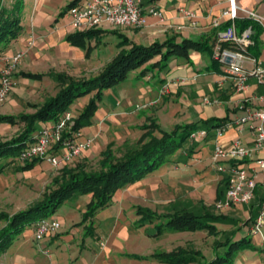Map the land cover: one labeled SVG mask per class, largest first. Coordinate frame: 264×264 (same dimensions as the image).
I'll return each mask as SVG.
<instances>
[{
	"label": "crops",
	"instance_id": "0c3cea01",
	"mask_svg": "<svg viewBox=\"0 0 264 264\" xmlns=\"http://www.w3.org/2000/svg\"><path fill=\"white\" fill-rule=\"evenodd\" d=\"M86 1L23 0L22 32L3 52L0 59L3 56H12L18 51H25V56L12 76L14 86L11 95L5 102L0 103V115L28 113L27 104L34 100L40 85L51 84L56 74H67L74 78L96 76L121 50L120 39L110 31H117L132 43L141 46H149L156 41L164 42L167 39H174L177 44H182L184 41L200 44L201 49L189 50L188 57L171 58L168 67L160 74H157V70L141 74L144 68L142 67L129 73L128 78L122 83L105 90L99 103L97 122L86 127V130H83L85 134L81 131L80 139L93 138L94 144L99 139V135L106 134L103 132L108 131L114 119L119 116L128 117V112H134L137 105L150 102H153L150 109H155L154 116L162 128L170 130L175 125H181L177 115L183 108L187 115L184 119L186 123L183 125L195 124L197 130L206 131V136L195 142H186L180 154L169 158V167L166 171L159 170L158 173L153 172L145 177L144 181L148 183L144 185L149 188L147 193L154 192L153 194L157 195L168 191L170 195L176 192L184 195L180 200H176V196L164 200V203L172 204L169 214L197 207L196 214H202L205 208L213 215H221L222 219L213 223L217 229V240L224 242L231 239L232 243L239 241L245 243L233 251L231 264H264V252L260 248V240L250 232L259 212L260 202L264 201V176L258 175L255 196L249 204L236 205L222 213L217 212L214 207L215 202L224 198L227 188V173L218 172L212 162V154L217 142L215 126L229 123L223 137L218 140L223 149H229L236 140L250 147L251 133L246 126L237 125L235 120L243 114L242 107L264 109L263 84L251 77L246 82L247 90L243 94L235 93L222 71H216L218 63L211 57L210 48H213L217 31L225 30L229 26V20L222 17L223 10L228 7L227 0H144L142 11L145 24L141 28L116 30L104 24L97 28L76 30L70 25L67 16L69 9L65 7L72 2H75V5H82ZM235 1L239 7L264 16V0ZM150 7L163 13L162 21L149 15ZM180 10L191 12L194 17L188 19ZM216 19H219L218 28L213 26ZM241 20L246 19L240 17L236 20L237 23L235 21L236 31L239 34L245 30L240 28ZM89 30L95 32L85 40L84 47L74 45L67 40L69 35ZM252 39L253 45L249 48V54L264 66V34L260 27L253 28ZM1 67L0 63V69ZM35 75L41 76L35 77ZM180 79H184L185 82L179 83ZM165 86L168 90L161 95L160 91ZM40 92L42 93V90ZM41 93L38 96H41ZM260 97L263 99L260 100ZM204 98L216 100L218 104H205ZM76 103L72 106L73 109L82 107L86 102L80 106ZM195 109L199 111L198 114L193 113ZM5 127L10 125L0 124V129ZM100 144L98 152L91 147L84 155L89 158L95 157L107 143ZM263 154L262 151L257 155L263 156ZM191 157L202 158L203 167L194 166L190 161ZM227 163L224 162L223 165ZM40 167H42L40 163L36 164L35 170L39 171ZM142 187L144 186L140 185L135 190L144 193L145 188ZM88 202L87 196H79L62 207L68 208L74 203L79 209L68 208L70 212H66V216L78 219L85 211ZM62 207L59 213L63 211ZM214 211L218 214H214ZM76 212L80 216H77ZM179 234H208V232ZM99 238L97 234L95 238L93 237L95 240ZM225 251L226 248H221L218 252ZM211 253L213 258V248Z\"/></svg>",
	"mask_w": 264,
	"mask_h": 264
},
{
	"label": "trees",
	"instance_id": "16d2710c",
	"mask_svg": "<svg viewBox=\"0 0 264 264\" xmlns=\"http://www.w3.org/2000/svg\"><path fill=\"white\" fill-rule=\"evenodd\" d=\"M74 5L75 2H72L66 8L69 9ZM22 10L23 0H14L9 8L0 5V57L22 32ZM240 24L242 29L259 28L249 20H241ZM94 32L93 30L78 32L69 35L67 40L74 45L84 47L85 40ZM110 33L120 39L121 50L96 76L77 79L67 74H56L54 79L58 85L57 92L47 97L39 106L28 103L27 106L34 107L33 113L0 115V124L10 126L22 124L21 130L16 136L0 141V175L5 174L9 164L15 166L14 171L21 172L32 169L36 162H42L43 160L33 159L21 163L19 156L26 146L35 141V135L40 130L60 120L65 113L69 112L72 115L71 130L64 134V138H69L80 133L82 128L92 125V118L98 112L103 92L125 81L129 73L144 67L141 74L155 70H157V74H160L168 67L171 58L188 57L189 50L201 49L200 44L191 41L177 44L174 39H167L164 42L156 41L149 46H141L132 43L117 31H110ZM210 50L212 55V48ZM40 76L35 75V77ZM86 96H89L88 102L77 108L76 115L73 114L72 106L78 99ZM143 115L141 113V116ZM221 125L222 123L215 127L218 128ZM134 128L141 132L135 146H128L126 143L125 149L119 155L114 149V142L110 141L95 156L99 157L95 166H90V160L95 157L89 158L84 155L75 159L57 170L58 173L46 186L39 202L13 215L0 212V221L5 222V225L0 228V261L26 227L34 229L38 220L50 217L66 202L79 196L89 198L82 214V223L88 222L89 225L86 226H89V232L94 233L93 231L96 229L93 225L94 215L112 203L118 190L125 189L157 171L186 142L196 141L190 140V135L197 131L195 124L175 125L171 130L166 131L157 118L146 116L145 122L142 125L134 126ZM3 161L10 162L2 164ZM138 208L137 213L142 215L139 220L140 225L145 221L152 223L160 217L165 219L163 222L155 224L157 231L154 236L156 237L162 236V233L167 230L179 232L207 230L208 236L215 237L213 258L207 259L202 252L185 247H177L169 252L155 251L149 255L124 254L125 257L139 261L153 260L163 264H195L200 261L202 264H231L233 251L245 245L243 241L232 243L231 239L224 242L218 241L216 238L218 236L217 229L209 223L220 221L221 215H213L205 208L202 214L182 210L163 215H158L149 208ZM88 235L96 237V234ZM221 248H226V251L219 253Z\"/></svg>",
	"mask_w": 264,
	"mask_h": 264
},
{
	"label": "rangeland",
	"instance_id": "374dc122",
	"mask_svg": "<svg viewBox=\"0 0 264 264\" xmlns=\"http://www.w3.org/2000/svg\"><path fill=\"white\" fill-rule=\"evenodd\" d=\"M12 2H14V0H0V5L9 8ZM79 30L84 29L80 28ZM216 69V71H222L223 66L218 64ZM51 82V84L44 83L40 85V90L35 93V98L30 104L39 106L48 96L54 95L57 92L58 85L56 81L51 80ZM49 85L51 86L49 87ZM41 90L42 93L40 92ZM40 93L42 95L38 96ZM88 100L89 96H86L78 99L76 104L80 106L82 103L88 102ZM145 105L148 106L138 108L137 106L144 105H137L134 108V112H128V117L119 116L114 119L108 131L105 132L103 130V133L106 134L99 135V139L92 144L91 147L98 152L101 145L100 143L105 145L113 141L115 144L114 149L120 155V152L125 149L124 145L126 143L128 146H135L141 132L134 128V126L142 125L145 122L146 116L155 117V109H150L153 102ZM26 109L29 113L35 111L32 106L26 107ZM141 110L142 112H139ZM77 111V108L74 109L73 114L76 115ZM178 112L177 118L180 119L179 122L183 125L186 123L184 121V119L187 118L186 111L184 112L182 108L181 111ZM97 113L92 118V123L97 122ZM140 113L144 115L141 116ZM193 113L198 114L199 111L195 109ZM142 117H144V119ZM21 128L22 124H18L0 129V141L11 139L16 136ZM172 128H170V130ZM163 129L166 131L169 130ZM83 130H86V127L82 128L80 133L81 131L84 133ZM182 151L183 147L178 149L170 157H173L175 154H180ZM98 158L97 156L91 159L90 166H95ZM198 159L200 161H197ZM190 161L194 163V166H198L197 168L203 167L201 165L203 164V160L200 157H191ZM7 162L3 161L2 164ZM39 163L42 166L39 171H36L34 166L32 169L16 172L14 171L15 166L12 164L7 166L4 176L0 177V212L13 215L40 201L46 186L50 184L51 179L58 171L45 161L36 162L37 165ZM168 167L169 161L154 172L158 173L159 170L166 171ZM144 179L146 180V178H143L138 181L139 183L136 182L138 183L137 185L134 183L126 189L118 190L112 203L99 210L94 215L93 225L96 228L93 231L94 233L89 232L90 228L86 226L87 224L89 225L88 222L86 224L82 223V216L79 218L77 217L78 219L75 217L67 218L66 212H70L72 209H79V207L75 206L73 203V207L71 205L68 207L70 210L67 207H62L64 208L63 211L59 213L58 210L48 217L49 219L55 218L59 221L60 228L57 232L47 235L40 241H36L34 229L32 230V228L26 227L20 236L14 240L11 249L2 256L0 264H163L153 260L139 261L123 255H149L155 251L169 252L177 247L198 250L202 252L207 259H211V250L214 243V238L212 236H208L207 234H179L190 233L191 231L179 232L167 230L162 233L163 235L161 237L157 238L154 236L157 231L155 230V224L163 222V220H165L163 217L156 219L152 223L145 221L144 224L140 225L139 220L142 218V215L137 213L138 207L149 208L158 215L168 214L172 204L169 202L164 203V200L173 198V196H176V200L183 199L184 197V195L179 192L170 195L168 191H164L162 194L157 195L153 194L154 192H149L148 194L149 188H146L147 185H144L147 184L148 181L146 182ZM140 185L144 186L142 187L145 188L143 191L144 193L135 190L138 189ZM75 199L66 203L70 204ZM197 205H199V203H197ZM196 208L197 207H192L186 209V211H192V213L196 214ZM214 214L218 213L214 211ZM76 215L80 216L78 212H76ZM209 224L214 226L212 222ZM4 225L5 222L0 221V228ZM88 234H97L100 238L99 240H95ZM195 264H202V261Z\"/></svg>",
	"mask_w": 264,
	"mask_h": 264
},
{
	"label": "built area",
	"instance_id": "2783aa9c",
	"mask_svg": "<svg viewBox=\"0 0 264 264\" xmlns=\"http://www.w3.org/2000/svg\"><path fill=\"white\" fill-rule=\"evenodd\" d=\"M144 0H87L82 5H74L69 8L67 16L70 25L79 30L97 28L104 24L113 29L133 28L144 26L145 17L142 11ZM228 7L223 10L222 17L229 20V26L225 30H218L212 48V59L223 66L222 74L229 80L237 94H243L248 86L249 78H256L264 85V66L261 62L249 54V48L253 45V30L246 28L240 34L237 33L235 21L244 18L261 28L264 34V16L253 10L241 8L235 0H227ZM182 14L192 19L194 14L180 10ZM151 16L163 20L161 11L153 7L148 9ZM240 14L242 16H240ZM219 19L214 20V28L219 27ZM31 44V43H30ZM25 56V51H18L12 56H3L0 59V103H3L11 95L14 82L12 76L20 61ZM179 83H184L180 79ZM168 90L165 86L160 91L163 95ZM263 99L262 97L259 98ZM205 104H218L216 100L204 98ZM137 106L139 107H146ZM241 116L236 118L237 125L246 126L252 136L250 147L236 140L229 149H223L218 142L223 137L229 123H224L216 128L217 142L212 154V162L218 172L227 173V188L222 200L215 202L217 212L222 213L233 206L249 204L255 196L256 180L259 174L264 176V109L244 108ZM71 113H65L60 120L43 128L35 135V141L26 146L19 156V161L25 163L33 159H40L58 170L62 166L81 158L92 146L94 139H80V133L73 137L64 138V134L72 127ZM206 136L205 130H197L190 135V140H201ZM56 147V148H55ZM55 148V149H54ZM228 162L227 165H223ZM249 162H251L249 164ZM60 223L57 219L43 218L34 225L36 241L42 240L47 235L57 232ZM253 236L260 240V248L264 252V201L260 202L258 215L250 230Z\"/></svg>",
	"mask_w": 264,
	"mask_h": 264
}]
</instances>
